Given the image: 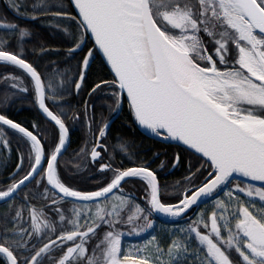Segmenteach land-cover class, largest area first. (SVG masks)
<instances>
[{
    "label": "snow or ice",
    "instance_id": "1",
    "mask_svg": "<svg viewBox=\"0 0 264 264\" xmlns=\"http://www.w3.org/2000/svg\"><path fill=\"white\" fill-rule=\"evenodd\" d=\"M7 4L0 264H264V0ZM33 24L63 43L33 44ZM125 103V127L174 151L114 137ZM77 124L86 136L69 167ZM155 215L178 224L126 247Z\"/></svg>",
    "mask_w": 264,
    "mask_h": 264
},
{
    "label": "trees",
    "instance_id": "2",
    "mask_svg": "<svg viewBox=\"0 0 264 264\" xmlns=\"http://www.w3.org/2000/svg\"><path fill=\"white\" fill-rule=\"evenodd\" d=\"M65 6L67 7V3L65 4ZM0 15H6L9 20L14 19V14L9 9L7 0H0ZM20 22L23 23L24 21H20ZM32 27L36 34L35 39L32 41L33 44L38 45L40 43H46L51 47H57L63 43L58 33L54 34L50 30L46 29L45 27H42L39 24H33ZM99 103L100 102H98V108H99ZM13 112L16 118L22 121L30 119L32 115V110L29 109L26 105L17 106V108L13 109ZM127 120H128V110H127V104L125 103L122 111L119 114V118L112 124L114 137L120 136L121 134L131 136L136 140V144L139 147L140 151L148 156H150L151 153L154 151H159L163 158L166 153H170L174 151V149L170 147L162 146L159 143V141L147 137L140 130L137 131L135 128L130 129L125 127L124 122ZM85 136H86L85 129L81 125L77 124L72 127L71 137H70L71 145L68 154L65 156V161L68 162L69 167H72L71 161L73 159V154L82 146V144L85 141ZM126 163H131V162L126 161ZM160 175H161L162 183H167L169 185H172L182 179L184 175V171L182 169H178L175 171L168 170V171H162ZM0 179H2V177H0ZM134 191H136V195L138 198L142 196V192L140 190H134ZM4 208L5 205L0 204V211H3Z\"/></svg>",
    "mask_w": 264,
    "mask_h": 264
},
{
    "label": "rangeland",
    "instance_id": "3",
    "mask_svg": "<svg viewBox=\"0 0 264 264\" xmlns=\"http://www.w3.org/2000/svg\"><path fill=\"white\" fill-rule=\"evenodd\" d=\"M211 206H212L211 204L207 205L208 208H211ZM204 210H206V209L204 208L202 211H204ZM156 224H157V227L154 230H150L149 233H145L141 237H126L125 238V246L130 247L134 244H143L145 242V240L150 238L151 232L155 231L157 234H163V232L171 231L173 228L171 223H166L168 225H165V224H162V223L156 221Z\"/></svg>",
    "mask_w": 264,
    "mask_h": 264
},
{
    "label": "water",
    "instance_id": "4",
    "mask_svg": "<svg viewBox=\"0 0 264 264\" xmlns=\"http://www.w3.org/2000/svg\"><path fill=\"white\" fill-rule=\"evenodd\" d=\"M118 116H119V114L116 115V116L112 119L111 123H113V122L118 118ZM140 131H141L144 135H146L147 137L156 140V138L152 137L148 132L144 131L143 129H140ZM156 141H157V140H156ZM190 211H191V210H190ZM155 216H156L159 220H161V221H163V222H165V223H173V222H176V221H172L171 219H169V218H167V217H165V216H163V215H155Z\"/></svg>",
    "mask_w": 264,
    "mask_h": 264
},
{
    "label": "flooded vegetation",
    "instance_id": "5",
    "mask_svg": "<svg viewBox=\"0 0 264 264\" xmlns=\"http://www.w3.org/2000/svg\"><path fill=\"white\" fill-rule=\"evenodd\" d=\"M121 111H122V110H121ZM121 111H120V112H121ZM120 112H119V114H120ZM115 116H116V115H115ZM115 116H113V118H114ZM113 118H112V119H113ZM118 118H119V116H118ZM118 118H117V119H118ZM117 119H116V120H117ZM116 120H115V121H116ZM115 121H114V122H115ZM114 122H113V123H114ZM113 123H112V124H113ZM209 204H211V202H209L208 205H209ZM204 208H205V207L202 205L201 208H200V210L202 211ZM154 218L156 219V221H158V222H160V223H162V224L168 225V224H166L165 222L159 220L156 216H155ZM177 224H178V222H173V223H171L172 226H176Z\"/></svg>",
    "mask_w": 264,
    "mask_h": 264
}]
</instances>
